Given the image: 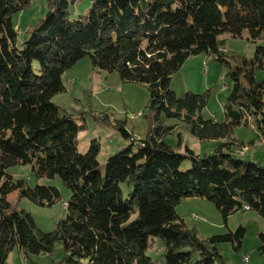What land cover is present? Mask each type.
Instances as JSON below:
<instances>
[{"label":"trees","instance_id":"16d2710c","mask_svg":"<svg viewBox=\"0 0 264 264\" xmlns=\"http://www.w3.org/2000/svg\"><path fill=\"white\" fill-rule=\"evenodd\" d=\"M46 1L45 15L26 29L18 46L12 17L29 0H0V264L14 247L30 258L51 253L56 243L63 246L61 263L156 264L147 254L150 237L161 239L165 264L223 262L217 244L239 249L244 227L202 238L175 207L182 198L200 197L223 220L246 206L264 217V166L236 157L232 137L234 126L246 124L249 116L264 136V81L256 78V70H264V46L257 45L250 58L232 56L237 65L227 74L224 121L202 117L208 91L177 96L170 81L191 55L203 53L229 65L224 34L240 37L247 31L252 41L264 35V0H89L88 12L76 19L69 18L68 0ZM84 57L96 72L146 85L153 121L164 113L181 120L197 139L221 142L200 156L186 145L180 150L179 133L176 146L165 142L176 126L157 123L136 139L119 125L127 144L107 157L102 170L98 141L79 151L83 125L52 101L65 91L63 73ZM184 160L190 167L181 170ZM16 164H30L37 178L59 176L70 190L66 216L51 231H41L7 197L15 191L51 205L60 192L13 181L7 169ZM123 184L131 186L127 196ZM257 248L264 255V233Z\"/></svg>","mask_w":264,"mask_h":264},{"label":"rangeland","instance_id":"374dc122","mask_svg":"<svg viewBox=\"0 0 264 264\" xmlns=\"http://www.w3.org/2000/svg\"><path fill=\"white\" fill-rule=\"evenodd\" d=\"M69 18L76 19L85 15L90 7L89 0H68ZM47 11L46 0H29L27 7L15 13L12 22L17 30V45L20 46L27 38L26 29L42 18ZM223 50L226 52L230 64L221 63L219 60L203 53L189 56L178 71L172 74L170 86L177 96L186 92L203 93L208 91V100L201 110L204 118H213L224 121V105L231 87L228 72L237 62L232 56L252 57L257 45L264 46V35L255 41L249 38L244 31L240 37L224 34ZM256 78L264 81V70H256ZM65 91L52 97V101L72 114L74 120L83 125L76 139L77 149L84 152L92 140L99 143L97 159L103 170L109 155L117 152L127 144L119 125L131 134V138L143 139L148 133L149 126L163 125L176 126L174 132L165 136L167 144L176 146L178 133L181 136V147L188 146L197 155L203 156L214 152L221 140L201 141L193 136L176 118H168L164 113L158 121H153L148 109L149 92L144 84L124 82L115 72H96L91 67L89 57H84L70 67L62 76ZM264 100V98H263ZM232 137L236 140L233 145V154L244 161L258 162L264 166V136L259 134L253 116L248 117L246 124L242 123L233 128ZM239 150L241 154L236 153ZM190 167V161L184 160L181 170ZM13 181L24 179L29 187L35 185L52 186L60 192V198L51 205H41L28 198L19 197L16 192L8 195L7 200L11 207L17 210L28 211L41 231H51L57 222L65 218L64 204L70 197V190L66 188L59 176L54 178L35 177L30 164H16L7 169ZM131 186L122 185V192L127 196ZM175 210L181 216L188 228H194L197 235L207 238L214 234H224L229 230L234 231L239 225L244 227L245 234L239 249H235L230 242L217 244V249L223 257V262L217 264H264V255L259 253V233H264V217L255 210L246 209L238 211L223 220L215 205L200 197L182 198ZM135 217V214L132 218ZM194 217L198 219L195 220ZM152 245L147 249V254L156 264H165L163 245L159 237H150ZM64 257L63 246L56 243L49 254L25 258L14 247L4 264H66L61 263ZM87 260L82 259L81 264Z\"/></svg>","mask_w":264,"mask_h":264},{"label":"built area","instance_id":"2783aa9c","mask_svg":"<svg viewBox=\"0 0 264 264\" xmlns=\"http://www.w3.org/2000/svg\"><path fill=\"white\" fill-rule=\"evenodd\" d=\"M64 206H66V204H64ZM245 208H246V209H248V207H247V206H246ZM194 218H197V217H194Z\"/></svg>","mask_w":264,"mask_h":264},{"label":"bare ground","instance_id":"6f19581e","mask_svg":"<svg viewBox=\"0 0 264 264\" xmlns=\"http://www.w3.org/2000/svg\"><path fill=\"white\" fill-rule=\"evenodd\" d=\"M195 220H197L198 218H194Z\"/></svg>","mask_w":264,"mask_h":264}]
</instances>
